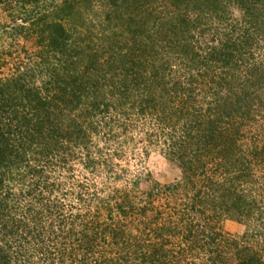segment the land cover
Returning a JSON list of instances; mask_svg holds the SVG:
<instances>
[{
  "label": "trees",
  "instance_id": "trees-1",
  "mask_svg": "<svg viewBox=\"0 0 264 264\" xmlns=\"http://www.w3.org/2000/svg\"><path fill=\"white\" fill-rule=\"evenodd\" d=\"M0 7L13 10L0 48V264H264V0ZM91 113L156 122L174 185L149 170L143 193L186 196L173 223L154 214L128 235L107 198H97L107 222L90 204L68 207L82 193L64 190L56 169L79 149L86 170L102 164L88 151ZM129 204L114 202L116 214ZM226 219L241 231L221 238Z\"/></svg>",
  "mask_w": 264,
  "mask_h": 264
},
{
  "label": "rangeland",
  "instance_id": "rangeland-1",
  "mask_svg": "<svg viewBox=\"0 0 264 264\" xmlns=\"http://www.w3.org/2000/svg\"><path fill=\"white\" fill-rule=\"evenodd\" d=\"M10 12L13 10H3L0 7V48L7 44L8 40H11L10 33L13 32V24L6 23L11 22ZM239 13V11H234L237 17L240 16ZM19 22L15 21L14 23ZM24 47L30 49L28 45H24ZM10 51L13 52L9 49L8 52ZM84 110L85 107H79L74 114L86 113ZM109 112H113V110L109 109ZM85 116L86 119H79V121L90 122V117L87 114ZM91 116H94L93 122L98 125V134L93 135L87 143L88 151L92 157L99 156V161L102 164L96 167L94 172L86 170L79 161L80 158H83L85 150L79 149L75 152L76 158L64 166V172L60 168L56 169V172L60 174L59 182L63 183L64 190L82 193L83 202L74 201L73 196H70L66 199L68 207L69 204H74V210L80 208L83 211L85 204H90L91 208L101 212L100 220L107 222L106 213L108 210L98 207L97 204V198H107L113 204L107 201L111 207L113 206L114 218L128 235L135 234L133 227L137 221L144 219L149 221L154 214L158 216L157 224L168 226L169 222L173 223L184 209L187 197H181L183 200L179 201V196L173 199V195L161 190L156 193L152 202H149L143 193L146 187L145 174L149 170L159 172L157 178L161 183H166L163 187L174 185L175 176L172 174L176 172L170 171L171 168H174L172 163L170 164L160 152L163 137L156 122L145 120L144 117L138 116L136 113L120 118H115L114 113H105L104 116L102 115L103 117L91 113ZM149 135L155 136L149 137ZM169 167L170 170L167 169ZM137 178L139 181L135 183ZM80 188L82 190L79 191ZM188 194L190 195V193ZM124 196H128V201L131 204H129L130 208L126 209V214L121 216L116 214L114 202H118ZM142 209H144V213L140 215ZM133 221L135 222L133 223ZM217 231L221 238H229L241 230L233 220L226 219L220 222ZM173 247L171 246L168 250L172 251ZM107 250L109 251L111 248L107 247Z\"/></svg>",
  "mask_w": 264,
  "mask_h": 264
}]
</instances>
